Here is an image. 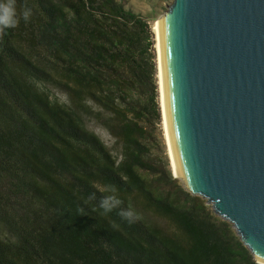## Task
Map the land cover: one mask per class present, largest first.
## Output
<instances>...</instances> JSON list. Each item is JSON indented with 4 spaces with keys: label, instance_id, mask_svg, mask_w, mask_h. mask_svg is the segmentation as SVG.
Segmentation results:
<instances>
[{
    "label": "trees",
    "instance_id": "16d2710c",
    "mask_svg": "<svg viewBox=\"0 0 264 264\" xmlns=\"http://www.w3.org/2000/svg\"><path fill=\"white\" fill-rule=\"evenodd\" d=\"M16 7L32 15L0 33V264H256L152 154L160 111L148 21L122 0ZM113 189L122 203L105 213Z\"/></svg>",
    "mask_w": 264,
    "mask_h": 264
},
{
    "label": "water",
    "instance_id": "95a60500",
    "mask_svg": "<svg viewBox=\"0 0 264 264\" xmlns=\"http://www.w3.org/2000/svg\"><path fill=\"white\" fill-rule=\"evenodd\" d=\"M160 20L173 178L264 264V0H173Z\"/></svg>",
    "mask_w": 264,
    "mask_h": 264
},
{
    "label": "rangeland",
    "instance_id": "374dc122",
    "mask_svg": "<svg viewBox=\"0 0 264 264\" xmlns=\"http://www.w3.org/2000/svg\"><path fill=\"white\" fill-rule=\"evenodd\" d=\"M125 4V7L136 14L141 15L144 19L148 21V24L151 27L154 41V54H155V64H156V84L158 89V105L160 111V121L156 125L154 136L155 143L152 154L158 163L167 164L168 168L173 176L171 164L169 160V154L167 150V144L165 139V132L162 121V112L160 106V92H159V80H158V63H157V52H156V34H155V25L168 11L169 6L171 5L173 0H122ZM53 98H58L62 100L61 94L52 88H49ZM89 130L93 131L97 135L101 137L104 143L112 150L113 155L119 154L120 148L115 145L113 141L103 132L98 126L93 123H88ZM178 180V179H177ZM179 184L182 186V182L178 180ZM143 218L149 223H157V220L152 216L146 215Z\"/></svg>",
    "mask_w": 264,
    "mask_h": 264
},
{
    "label": "bare ground",
    "instance_id": "6f19581e",
    "mask_svg": "<svg viewBox=\"0 0 264 264\" xmlns=\"http://www.w3.org/2000/svg\"><path fill=\"white\" fill-rule=\"evenodd\" d=\"M157 22L158 23L155 25V34H156V52H157V63H158L160 106L162 112V121L165 132L167 150L169 154V160L173 175L176 178H180L186 181V176L181 171L179 166V161L172 135L170 116L168 110V99H167L165 62H164L163 40H162V21L159 20Z\"/></svg>",
    "mask_w": 264,
    "mask_h": 264
},
{
    "label": "clouds",
    "instance_id": "9594fccd",
    "mask_svg": "<svg viewBox=\"0 0 264 264\" xmlns=\"http://www.w3.org/2000/svg\"><path fill=\"white\" fill-rule=\"evenodd\" d=\"M32 15V10L28 7H25L22 12L18 15L16 0H0V33L6 34L7 30L15 29L22 18L27 22ZM121 200L115 194V190H111V194L105 196L100 201V208L103 209L105 213H110L113 209L121 205ZM78 212L81 214L84 213L83 208H79ZM121 215L126 218H131L133 212L131 210L121 211Z\"/></svg>",
    "mask_w": 264,
    "mask_h": 264
}]
</instances>
